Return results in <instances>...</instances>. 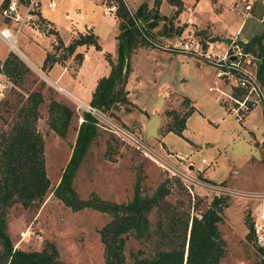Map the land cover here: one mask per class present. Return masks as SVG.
Segmentation results:
<instances>
[{
    "label": "rangeland",
    "instance_id": "1",
    "mask_svg": "<svg viewBox=\"0 0 264 264\" xmlns=\"http://www.w3.org/2000/svg\"><path fill=\"white\" fill-rule=\"evenodd\" d=\"M56 1V9L46 20L37 19L40 32L34 31V34L31 25L19 31L18 49L33 63L41 65L51 78L53 73L46 72L47 64L43 62L46 52L54 51L51 45L55 43V37L47 35L49 33L41 25H47V20L51 21L64 41H69L73 33L78 37L87 28L88 32H93L98 47L91 44L76 47L79 52L89 54L82 69V81L87 84L94 74H107L105 54L115 55L112 59H116V21L104 18L100 8L93 6L92 2L83 3L78 10L79 6L74 0ZM126 1L135 11L141 3H146L149 9L154 5V0ZM242 2L181 0L178 12L176 5L170 4L168 0H160L158 25L148 31V39L143 35L151 45L139 46L130 56L131 71L125 88L128 99L133 103L131 110L125 111L126 106L120 105L118 110L104 113L108 124L98 121L99 135L92 142L75 175L74 189L81 198L86 199L95 193L105 200L125 202L132 198L138 178L142 194H150L161 181L168 179L170 193L167 200L181 205L191 215L199 216L215 195L214 191L194 185L188 179L191 176L209 182L203 177L202 171L196 169L199 165L206 169L205 175L216 183L247 192H264V147L260 149L249 142L247 133H239V137L234 140L221 139L207 148L203 143L212 141L217 131L239 132L238 128H241V123L236 122L218 100L217 92L208 90V87L219 83L214 77V69L206 62L166 46L180 40L187 30L198 38L218 39L226 46L228 39L237 35L239 30H236L243 21L237 11V6ZM66 10L70 11L69 17L64 14ZM262 13L264 3L253 2L252 17L245 19L240 28L241 38L249 40L264 32V23L259 20ZM164 26L171 28L169 39H165L167 37L161 33ZM181 28L183 31L178 34ZM41 29L46 34L43 38L38 36V33H43ZM56 54L62 57L64 53L59 50ZM6 55L7 47L0 40V62ZM23 63L27 71L0 107V133L12 126L28 94L40 91L43 98L38 107L36 130L43 137L46 174L50 185L38 208H27L15 203L9 209L6 219L12 243L15 248L22 250H40L46 241H50L55 244L63 264H104L99 229L110 216L90 208L72 211L52 193L70 157L85 107H77ZM63 64L75 69L78 60L66 58ZM56 69L58 71L59 67ZM188 96L193 100L196 108L194 112L189 99L186 100ZM51 99L65 103L74 112L64 138L59 137L47 124ZM255 109L261 110L259 107ZM189 110L193 113L187 120L186 133L198 144L197 148L191 147L187 138L168 131L173 125V117L185 115ZM153 114L159 118L158 137L146 134V122ZM220 116L225 120L219 128L206 119ZM112 126L123 133H115ZM257 135L260 136V133ZM252 157L259 161L251 162ZM202 158L206 162H202ZM227 197V206L218 224L226 242V253L220 264H255L262 257L258 247L264 250V241L263 245H258L254 236L248 233L251 231L250 222L261 211V207H258L261 201L233 195ZM149 219L152 225L155 224V211L149 215ZM144 245L129 237L125 250L128 260L131 250L143 249Z\"/></svg>",
    "mask_w": 264,
    "mask_h": 264
},
{
    "label": "trees",
    "instance_id": "2",
    "mask_svg": "<svg viewBox=\"0 0 264 264\" xmlns=\"http://www.w3.org/2000/svg\"><path fill=\"white\" fill-rule=\"evenodd\" d=\"M117 1L119 33L116 36V59L113 60L109 53L105 54L110 71L108 75L98 79L89 102L103 113H112L120 105L126 106L125 111L131 110L133 103L128 99L125 88L131 71L130 56L139 46L151 45L135 25L122 0ZM168 2L176 5L179 12L181 0ZM159 3L160 0H154L150 9L146 3H141L135 11L136 18L146 24L147 31L158 24ZM181 31L182 28L178 30V34ZM80 44L98 47L92 33L80 34L66 46L57 36L54 51L46 55L45 61H61L72 55ZM241 44L245 51L258 57L257 74L263 79L264 32ZM59 50H63L62 57L56 55ZM74 59L80 63L82 54L75 53ZM3 62L8 74L18 84L27 67L11 52ZM42 98L40 91L30 92L12 126L0 133V264H63L53 242L46 241L40 250L15 248L6 219L9 209L15 203L27 208H38L49 189L44 141L36 130L38 107ZM73 113L65 103L51 99L47 124L59 137L64 138ZM191 113L192 110H189L185 115H175L168 131L183 136L187 117ZM81 117L70 157L52 193L72 211L90 208L110 216L99 229L104 264H220L226 253V242L218 224L222 221L224 207L227 206V196L213 197L208 207L197 216L167 200L170 193L168 179L161 181L150 194H142L138 178L132 198L125 202L105 200L95 193H91L86 199L78 195L73 185L75 175L89 147L99 135L97 119L87 111H83ZM154 211L157 219L152 225L149 215ZM248 234L253 236L252 231ZM129 237L145 245L143 249L131 250L128 260L125 250ZM258 248L262 257L255 264H264V250L262 247Z\"/></svg>",
    "mask_w": 264,
    "mask_h": 264
},
{
    "label": "built area",
    "instance_id": "3",
    "mask_svg": "<svg viewBox=\"0 0 264 264\" xmlns=\"http://www.w3.org/2000/svg\"><path fill=\"white\" fill-rule=\"evenodd\" d=\"M92 2L101 10L104 18L116 19L119 3L117 0H85ZM264 0H243L237 6L238 14L245 19L252 17L251 10L253 2ZM129 14L134 19L135 25L148 39L145 23L136 18L135 10L128 6L126 0H122ZM58 3L56 0H6L0 3V40L6 45L8 53H14L18 58L27 64L34 72L41 76L57 92L69 98L77 107H85L84 111L89 112L97 119L108 124L105 114L90 103H82L75 96L66 91L56 81L50 80L42 67L33 63L17 47L19 31L24 26L31 25V29L40 32L37 19L46 20V17L53 12ZM260 22L264 23V13L260 17ZM42 26V25H41ZM15 27V30L13 29ZM43 27V26H42ZM42 30V29H41ZM43 31V30H42ZM240 37V33L228 39V44L223 46L218 39L198 38L192 31H187L177 42L168 43L169 49L179 51L193 56L198 61L206 62L214 69V77L219 81L215 86L208 87L209 91L215 90L218 100L222 103L228 114L234 117L236 122L242 123L246 116L256 107L262 111L264 120V84L263 79L259 78L258 57L252 52L243 49L241 43H247ZM20 59V60H21ZM17 88V84L12 76L5 69L4 62H0V107L6 99ZM113 127V126H112ZM115 133H123L113 127ZM264 147V135L261 141ZM205 162V159H202ZM202 171L200 167H196ZM194 185H199L214 191V197L233 195L238 197H249L261 201V211L258 216L251 221L250 227L256 244L263 245L264 241V193L239 191L228 185L215 182H205L196 177L188 178Z\"/></svg>",
    "mask_w": 264,
    "mask_h": 264
},
{
    "label": "crops",
    "instance_id": "4",
    "mask_svg": "<svg viewBox=\"0 0 264 264\" xmlns=\"http://www.w3.org/2000/svg\"><path fill=\"white\" fill-rule=\"evenodd\" d=\"M2 1L3 0H0V3ZM85 2H87V1H85V0H74V3H77L78 6H79L78 7V10L80 9L81 5L83 3H85ZM91 4L93 6H96L93 3H91ZM64 14H65L66 17H69L70 16V11L69 10H66ZM108 19H111V18H108ZM113 20L116 21L117 27H118L117 18L116 19H113ZM45 22H47V25H46V23L43 24L42 25L43 26V29H44V31H46V33H49L47 35H53L55 37V40H54L55 43L54 44H56V38H57V36L62 40V42H63V44L65 46L68 45L72 41V39L76 38V33H73L69 41H64L62 39V37L60 36V34H59L57 28L55 27V25L51 21H49V20H47ZM242 24H243V21H242V23L240 22V25H239L238 29L236 30V32L238 30H239L238 33L240 32V28H241ZM84 26L86 27V25H84ZM50 28H52V29H50ZM85 29H86V32L84 31L81 34L84 35V34L92 33V35H93V32L91 30L88 32L87 31V28H85ZM31 31L34 32V30H32V29H31ZM44 31H43L42 34L38 33L39 34L38 35L39 38H43V37L46 36V34L44 33ZM49 31H51V32H49ZM182 31H183V29H182ZM182 31H181V33H182ZM187 31H190V30H187ZM53 32H56V34H54ZM118 33H119V30H117V33L115 34V39H116V36L118 35ZM161 33H162V35H164L165 37H167L165 39H169L170 34H171V28H167V27L165 28V26H164V27H162ZM34 34H35V32H34ZM244 40H247V39H244ZM116 41H117V39H116ZM54 44L52 43L51 49H53ZM134 51L136 52V49ZM135 52H133L132 55ZM51 53H53L52 50L47 51L46 52V55L47 54H51ZM75 53H81L82 54V60H81L80 63L77 64V66H76L75 69H72L71 66L68 65V64H63L65 62L66 58L65 59H62L61 61H54L52 59H49L47 61L44 60L43 64L44 65L47 64L46 66L48 68V71H47V69H45L46 72H48V73H51L52 72L53 73V75L51 76V78L49 77L50 80L56 81L66 91H68L70 94H72L73 96H75L82 103H85L86 104V103H89L90 100H91L92 92H93V90H94V88L96 86V83H97L98 79L100 77H102V76L108 75V73L110 71V66H109V63L107 62L108 63V65H107V67H108V73L107 74H106V72H104L103 75L102 74H94L93 77H92V80L89 81L87 84H84V82L82 81V77H81L82 76V69L85 66L86 58L89 56V54H88V52H85V51L83 53L82 52H79L78 49L76 48L75 49V52L72 55L68 56L67 59H69V58L74 59V54ZM7 54H8V51H7ZM115 54H116V52H115ZM46 55H45V58H46ZM110 55H111V57H114L115 56V55H112V54H110ZM43 64H42V66H43ZM56 67H59V70L58 71H57ZM263 84H264V69H263ZM187 99H189L190 106H192L194 108V110H193V112H194L196 108L194 106L193 100L189 96L187 97ZM214 100L216 101L215 98H214ZM190 115L187 117V120L190 117ZM206 119H207V121L210 124H212L216 128H219L220 124L224 123V120H225V118H223V116H220V117H217V118L206 117ZM81 120H82V118H81ZM187 120H186V127L183 130L182 135H183V137H185V138L188 139L189 142H187V139L185 141L187 143H189V145H192L191 147L197 148L198 147V144L193 139H191V137H189L187 135V133H186ZM238 130H239V132H236L235 130L234 131L232 130L230 132H224L225 130H222V132H220V131L218 132L217 131L215 134H213V140L212 141L206 140L203 143H204L205 147L207 148L210 145H215L216 143L220 142L221 139L222 140H225V139L234 140L235 138L239 137V133L240 134L241 133H247L249 142L255 144V146L257 148L262 149L261 141H262V138H263V135H264V120H263V115H262V111L261 110L253 109L246 116V118L244 119L243 123H241V128H238ZM256 133H260V136L257 135L258 136L257 137L256 136ZM202 159H204V158H202ZM250 160H251V162H254V161L257 162V161H259V159H255L254 157H252ZM205 162H206V159H205ZM198 167H200V169H202V173H203V177L204 178L208 179L211 182H215L212 178H210L207 175H205L206 169L203 168L202 165H199ZM236 189L237 190H241V191H248V190H243V189H238V188H236Z\"/></svg>",
    "mask_w": 264,
    "mask_h": 264
},
{
    "label": "water",
    "instance_id": "5",
    "mask_svg": "<svg viewBox=\"0 0 264 264\" xmlns=\"http://www.w3.org/2000/svg\"><path fill=\"white\" fill-rule=\"evenodd\" d=\"M159 118L157 115L153 114L150 116L148 121L146 122V134L148 136L158 137L157 128H158ZM251 230V227L249 228Z\"/></svg>",
    "mask_w": 264,
    "mask_h": 264
}]
</instances>
